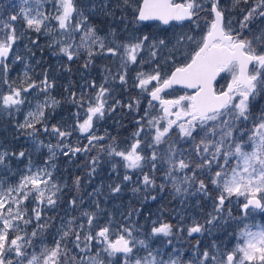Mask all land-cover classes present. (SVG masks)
<instances>
[{"label":"snow or ice","instance_id":"obj_1","mask_svg":"<svg viewBox=\"0 0 264 264\" xmlns=\"http://www.w3.org/2000/svg\"><path fill=\"white\" fill-rule=\"evenodd\" d=\"M3 9L0 264H264V0Z\"/></svg>","mask_w":264,"mask_h":264},{"label":"rangeland","instance_id":"obj_2","mask_svg":"<svg viewBox=\"0 0 264 264\" xmlns=\"http://www.w3.org/2000/svg\"><path fill=\"white\" fill-rule=\"evenodd\" d=\"M0 1L2 2L3 0H0ZM4 3H5V5H7V6L10 8L12 4L17 3V0H5ZM4 9H5V8H4ZM4 9H3V10H4ZM98 26H99V27H104V25H98ZM159 27H160V28H163V27H166V26L159 25ZM42 43H43V41H42ZM48 54H49V53H48ZM49 57H52V58H53L52 66H55L56 63H57L56 58L53 57V56H51L50 54H49ZM72 66H74V68L72 67V69H73V72H72V79H74V80H75V79H79V75H78V73H77L78 65H77V64H73ZM39 70H40V69L37 68V71H39ZM57 73H61V75H62V79H61V83H62V85L67 84V77H68L69 74H68V73H65V72H62V71H55V72H54V74H55L56 76H57ZM94 74H95V73H94ZM58 91H59V88L56 90V92H55L54 94L58 95ZM63 114H64V115H67V112H64ZM11 138H12V133H11V130L8 128L6 121L3 122V123H0V141H3V140H5V139L11 140ZM20 144H21V145L24 144L23 140L20 141ZM25 146H26V145H25ZM70 170H71V169H70ZM99 180H105V181H107V180H108L107 173H106V172H105V173H102L101 176L97 177V181H99ZM89 190H90V189H89ZM131 196H132V194H131L130 192L126 193V195H125V202H127V200L131 198ZM165 198L169 200V203H170L171 206H172L171 210L174 209V208L177 209V210H179V209H178V204H177L176 201L170 200V198H168L167 195H165ZM193 199H195V198H193ZM159 204H160V203H159ZM159 204H153V206H152V210L155 211V210L159 207ZM171 210H169V211H171ZM234 213L236 214V213H238V212H236V211L234 210ZM251 222H254V223H257V224H264V214H259V213L256 214V216H255V220H254V221H251ZM218 235L222 236V240H223L225 243H228V242H229L228 237H226V236L224 235L223 232H220Z\"/></svg>","mask_w":264,"mask_h":264},{"label":"flooded vegetation","instance_id":"obj_3","mask_svg":"<svg viewBox=\"0 0 264 264\" xmlns=\"http://www.w3.org/2000/svg\"><path fill=\"white\" fill-rule=\"evenodd\" d=\"M4 2H5V0H3L2 2L0 1V5H3L4 6V8H5L4 11H5V13H7V11H9L10 8L7 5H5ZM45 60H46L47 64H49V65L52 66L53 58L52 57H49V54L47 52L45 53ZM72 67L74 68V66H72ZM61 79H62L61 73H57V81H58V84L59 85H62ZM60 91H62L61 88H59L58 95H59Z\"/></svg>","mask_w":264,"mask_h":264},{"label":"trees","instance_id":"obj_4","mask_svg":"<svg viewBox=\"0 0 264 264\" xmlns=\"http://www.w3.org/2000/svg\"><path fill=\"white\" fill-rule=\"evenodd\" d=\"M159 207H164L166 208L168 211L171 210L172 206L169 203V200L164 198L163 200L160 201ZM238 215V213H236ZM228 231H231V228H228ZM226 236V235H225ZM227 237V236H226ZM219 239H222V236L218 235ZM229 239V238H228Z\"/></svg>","mask_w":264,"mask_h":264}]
</instances>
